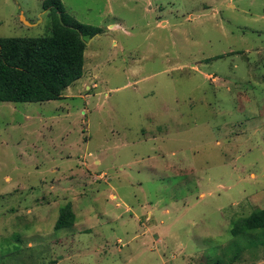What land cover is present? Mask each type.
<instances>
[{
  "label": "rangeland",
  "instance_id": "obj_1",
  "mask_svg": "<svg viewBox=\"0 0 264 264\" xmlns=\"http://www.w3.org/2000/svg\"><path fill=\"white\" fill-rule=\"evenodd\" d=\"M43 1L0 36L49 35ZM62 2L103 33L64 98L0 102V264H264L232 234L264 208V0Z\"/></svg>",
  "mask_w": 264,
  "mask_h": 264
},
{
  "label": "trees",
  "instance_id": "obj_2",
  "mask_svg": "<svg viewBox=\"0 0 264 264\" xmlns=\"http://www.w3.org/2000/svg\"><path fill=\"white\" fill-rule=\"evenodd\" d=\"M51 17L50 34L35 37L0 36V102H46L64 98L65 90L82 78L86 41L101 27L71 16L62 0H44ZM83 37H82V36ZM71 202L59 212L55 229L74 225ZM264 229V208L239 218L232 228L235 237Z\"/></svg>",
  "mask_w": 264,
  "mask_h": 264
},
{
  "label": "water",
  "instance_id": "obj_3",
  "mask_svg": "<svg viewBox=\"0 0 264 264\" xmlns=\"http://www.w3.org/2000/svg\"><path fill=\"white\" fill-rule=\"evenodd\" d=\"M22 17H25L24 15H21V18ZM25 21L27 22V23H29L30 25H33L32 23H30L28 20H26V18H25ZM97 35H100L99 33H97L96 35H94L93 37H91L89 40H87L86 41V45H88V44H90L91 43V41L95 38V36H97ZM82 36V35H81ZM83 37V36H82Z\"/></svg>",
  "mask_w": 264,
  "mask_h": 264
},
{
  "label": "crops",
  "instance_id": "obj_4",
  "mask_svg": "<svg viewBox=\"0 0 264 264\" xmlns=\"http://www.w3.org/2000/svg\"><path fill=\"white\" fill-rule=\"evenodd\" d=\"M70 87V86H69Z\"/></svg>",
  "mask_w": 264,
  "mask_h": 264
}]
</instances>
